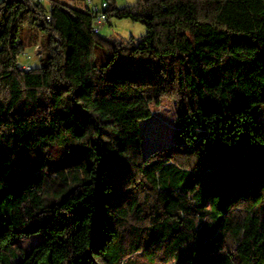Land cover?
<instances>
[{"label":"trees","instance_id":"obj_1","mask_svg":"<svg viewBox=\"0 0 264 264\" xmlns=\"http://www.w3.org/2000/svg\"><path fill=\"white\" fill-rule=\"evenodd\" d=\"M107 2L145 33L0 0V264H264V0ZM164 99L176 139L143 153Z\"/></svg>","mask_w":264,"mask_h":264},{"label":"rangeland","instance_id":"obj_2","mask_svg":"<svg viewBox=\"0 0 264 264\" xmlns=\"http://www.w3.org/2000/svg\"><path fill=\"white\" fill-rule=\"evenodd\" d=\"M98 1V0H96ZM135 0H117L119 7L131 5ZM44 4L48 7L47 2ZM145 33V27L140 22H133L129 19L112 18L109 25H104L99 31L98 35L105 37H113L119 40H128L131 36L139 38ZM38 35L46 40L48 34L45 31L38 32ZM29 39V38H28ZM34 43L28 45L26 53L20 57V61H29L31 66H39L41 60L37 58V49ZM40 49V48H39ZM41 50V49H40ZM37 58V59H36ZM151 117L142 121V151L148 153L149 151L162 147L166 144L173 143L176 139V124L174 121L173 104L170 100L164 99L160 104H150ZM254 118L262 125H264V104H256L252 107ZM43 235L35 233L24 237V242L27 250L36 241L41 240ZM125 264H143L139 259L128 258Z\"/></svg>","mask_w":264,"mask_h":264},{"label":"built area","instance_id":"obj_3","mask_svg":"<svg viewBox=\"0 0 264 264\" xmlns=\"http://www.w3.org/2000/svg\"><path fill=\"white\" fill-rule=\"evenodd\" d=\"M44 1V0H39ZM72 4V1H69ZM80 6L86 10L91 16V30L93 33H99L101 28L106 24L107 14L106 10L108 8L107 0H81ZM69 10V9H67ZM49 19V15L46 16ZM37 49V58H39L41 54V50L38 49V46L35 47ZM36 58V59H37ZM18 66L20 68L29 69L30 65L27 63L18 62Z\"/></svg>","mask_w":264,"mask_h":264}]
</instances>
